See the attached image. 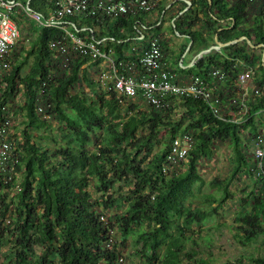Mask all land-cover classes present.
<instances>
[{
  "label": "trees",
  "instance_id": "trees-1",
  "mask_svg": "<svg viewBox=\"0 0 264 264\" xmlns=\"http://www.w3.org/2000/svg\"><path fill=\"white\" fill-rule=\"evenodd\" d=\"M5 1H16L43 19L55 9L47 0ZM179 4L165 10L166 0H159L156 21L147 25L143 15L74 17L67 22L73 35L110 50L120 71V64L135 61L132 48L144 43L139 40V24L160 39L164 54L168 48L161 39V24ZM182 6L170 17V30L174 36H187L191 44L174 56L177 71L194 76L221 67L233 76L240 62L255 67V82L264 86L262 49H251L245 41L211 51L185 71L177 62L187 48L195 56L209 48L215 36L220 43L245 38L264 46V0H192L189 7ZM18 16L26 17L20 8ZM33 30L35 37L19 61L15 54L0 95V113L4 105L18 102L22 118L13 132L19 157L15 176L8 185L0 182V264H122L115 230L122 239L134 232L133 246L143 264H207L195 258L189 244L196 245L193 236L204 231L231 197L232 181L241 174L251 178L242 134L248 131L246 140L253 138L254 124L220 121L194 99L173 101L167 109L144 104L140 108L134 102H142L140 98H117L90 79V70L99 74L100 61L76 56L63 68L49 48L51 42L62 41V30L35 23ZM81 86L88 92L79 90ZM263 106L264 96L251 112ZM162 132L164 143L154 152ZM185 134L194 140L186 164L171 176L164 175L162 164L171 142ZM222 143H228L232 152L229 176L211 179L209 186L218 197L210 196V207L199 208L197 194L205 181L198 163L210 159L214 147ZM254 184V192L241 200L242 208L250 204V210L234 219L239 225L235 238L242 248L258 237L264 240V189ZM16 185L19 191L12 192ZM122 185L127 191L114 197ZM122 205L124 212L113 220L104 215ZM223 264H264V256H240Z\"/></svg>",
  "mask_w": 264,
  "mask_h": 264
},
{
  "label": "built area",
  "instance_id": "built-area-1",
  "mask_svg": "<svg viewBox=\"0 0 264 264\" xmlns=\"http://www.w3.org/2000/svg\"><path fill=\"white\" fill-rule=\"evenodd\" d=\"M55 7L46 19L31 12L16 1L0 0V95L5 84L4 77L10 72L14 51L19 42V26L13 16L21 12L35 24L62 30V41L51 42L50 50L60 59L64 68L76 56H84L91 62H101L99 80L106 92H114L117 98H140L142 103L155 110L170 108L173 101L183 98L203 102L212 116L235 125L254 124L256 133L251 138L245 153L250 157L251 179L264 189V106L252 111L259 98L264 96V86L255 82V67L239 62L233 76L229 70L211 67L205 74L190 76L182 80L165 61L160 39L154 36L132 48L135 61L120 64L117 70L111 51L99 48L100 42H86L70 32L68 18H114L116 16L148 15L156 12L159 0H47ZM38 113L43 114L41 108ZM12 113L9 104L0 113V182L8 185L15 176L14 168L19 157L11 128ZM48 119V117H43ZM243 132L242 135H244ZM194 144L191 135L175 138L162 164V173L167 176L179 171L186 164ZM244 146V145H243ZM245 147V146H244ZM19 191L18 185L12 192ZM104 221V218H100ZM120 263L122 261L120 260Z\"/></svg>",
  "mask_w": 264,
  "mask_h": 264
},
{
  "label": "rangeland",
  "instance_id": "rangeland-1",
  "mask_svg": "<svg viewBox=\"0 0 264 264\" xmlns=\"http://www.w3.org/2000/svg\"><path fill=\"white\" fill-rule=\"evenodd\" d=\"M175 10L173 13L168 14L161 25V31L163 33V39L166 49L164 51V55L167 58V63L170 66L175 64L174 55L178 53L182 46H190V41L187 36H174L170 30V17L176 14ZM180 15L182 14L179 13ZM14 19L19 26V42L14 51V56L17 54V61L22 58V52L28 50L32 40L35 37V32L33 30V24L31 20L27 17L18 16V13L14 14ZM156 17L154 19L149 20V22L154 23ZM188 32L187 29H185ZM196 30H201L200 27L196 28ZM160 31V34H161ZM158 33V32H157ZM159 34V33H158ZM165 49V48H164ZM185 52V51H184ZM183 52V53H184ZM259 52V51H258ZM257 52V53H258ZM182 53V54H183ZM181 54V55H182ZM193 55H187L184 59V66L187 65L188 60L192 59ZM14 59V57H13ZM15 60V59H14ZM28 69V65L23 68V73H26ZM89 77L95 83L101 84L99 80V76L97 72L90 70ZM176 73L178 71L176 70ZM178 75V74H177ZM84 91L85 93L88 90L81 86L79 89ZM140 108H142L143 103L140 100H134ZM20 104L18 102L9 104L10 111L12 113L11 117V128L12 132L15 131V128L18 127L22 118L21 113L19 111ZM181 112H176L177 116H180ZM54 125V123H53ZM166 132H162L157 145L155 146L154 152H156L164 143ZM248 131L242 135V140L244 142V148L247 150V146L250 143V140H246L248 137ZM243 148V149H244ZM245 153V151H244ZM232 160V152L228 145V143L217 144L213 149V154L210 159H202L197 166V171L199 175L205 181L204 186L201 191L197 194V201H200V204L197 203L196 206L199 208H208L210 207L207 203H211L210 196L218 197V193L215 190H212L209 186V182L212 178L218 177L220 180H225L228 178L230 173ZM120 186V185H118ZM255 184L253 180L249 176H245V174L239 175L235 180L232 181L229 191L231 193V197L225 201L223 206L218 210L217 214H214L210 219V222L205 225L204 231H200L198 235L193 236V240L196 242V245L189 244L188 250H193L195 252V258H199L204 260L207 264H223L226 261L238 259L240 256H264V240L262 237H258L254 244H251L247 248H242L236 238V232L238 228V223L235 222V217L239 212L249 211L250 204L244 206L242 208L241 200L250 192H254ZM122 189L117 190V193L113 195L117 197L120 193L123 194L127 191V188L121 187ZM95 198H98V195H94ZM125 205H122L120 208H114L110 211L104 212L106 217H109L113 220L114 215H119L124 212ZM213 207L217 206L215 204ZM216 226V227H215ZM145 230L146 227H143ZM197 230V229H195ZM134 232L130 233L128 236L122 239L121 234L118 230H115L113 234L114 240L118 245V250L123 258L122 264H143L144 260L141 257L136 255V248H134ZM207 238L210 241L207 243L204 239ZM138 248V247H137ZM6 248L4 247L3 250Z\"/></svg>",
  "mask_w": 264,
  "mask_h": 264
},
{
  "label": "crops",
  "instance_id": "crops-1",
  "mask_svg": "<svg viewBox=\"0 0 264 264\" xmlns=\"http://www.w3.org/2000/svg\"><path fill=\"white\" fill-rule=\"evenodd\" d=\"M191 1L192 0H166V2H167V5H166V7H165V10H168L173 4H176V3H181L182 5H187L188 7L191 5ZM181 4H179L178 6H176V7H174L173 9H171V10H169V12H168V14H170V13H173L175 10L177 11L179 8H182L183 6L181 5ZM185 10H187V8L185 9ZM184 10V11H185ZM157 12H154V13H152V14H149V15H143V17H144V24L145 25H147V24H151V22H149V20H152V19H154V17H156L157 18ZM164 20H165V18H164ZM156 21V20H155ZM138 29H139V33H141L142 35L140 36V38H148V37H151V36H153V34H152V32H147L145 29H144V27L142 26V24H139L138 25ZM161 34H162V37L161 38H163V33H162V31H161ZM176 36H179V35H176ZM139 38V39H140ZM214 41H215V37H214V39H213V43L211 44V46H213V44H214ZM178 53H175V55H177ZM174 55V56H175ZM189 56V55H193V58L192 59H190V60H188V63H187V65L186 66H184V59H185V56ZM164 57H165V55H164ZM194 58H195V55L194 54H192V53H189L188 52V48L185 50V52L180 56V58H179V60L177 61L178 62V64H179V66H180V70H182V71H185V70H187V69H189V68H191L195 63H193V60H194ZM165 61H166V63H167V58L165 57ZM175 62H176V60H175ZM168 64V63H167ZM169 65V64H168ZM169 67L173 70V71H175L176 70V65L174 64L173 66H170L169 65ZM178 76H179V78L180 79H182V80H187L189 77H190V75H187L186 73H184V72H180V71H178Z\"/></svg>",
  "mask_w": 264,
  "mask_h": 264
},
{
  "label": "water",
  "instance_id": "water-1",
  "mask_svg": "<svg viewBox=\"0 0 264 264\" xmlns=\"http://www.w3.org/2000/svg\"><path fill=\"white\" fill-rule=\"evenodd\" d=\"M27 10H29V8L27 7ZM30 11V10H29ZM245 41L246 44L251 48V49H262V63L264 61V46L263 45H258V46H254L250 41H246L245 38H239L237 40L228 42V43H220L216 40V36H215V41L213 46H210L209 48H207L206 50H202L200 51L194 58L193 63H195L196 61H198L202 56L207 55L208 53H210L211 51H220L221 49L231 46V45H235V44H239L241 42ZM191 44V42H190ZM264 66V63L262 64ZM264 68V67H263Z\"/></svg>",
  "mask_w": 264,
  "mask_h": 264
},
{
  "label": "flooded vegetation",
  "instance_id": "flooded-vegetation-1",
  "mask_svg": "<svg viewBox=\"0 0 264 264\" xmlns=\"http://www.w3.org/2000/svg\"><path fill=\"white\" fill-rule=\"evenodd\" d=\"M162 24H163V23H162ZM162 24H161V25H162Z\"/></svg>",
  "mask_w": 264,
  "mask_h": 264
}]
</instances>
